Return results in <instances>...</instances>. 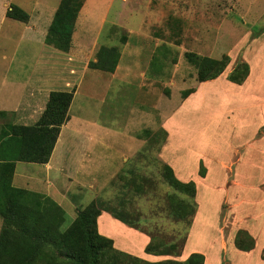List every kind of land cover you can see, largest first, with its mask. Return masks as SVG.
I'll use <instances>...</instances> for the list:
<instances>
[{
    "label": "rangeland",
    "instance_id": "1",
    "mask_svg": "<svg viewBox=\"0 0 264 264\" xmlns=\"http://www.w3.org/2000/svg\"><path fill=\"white\" fill-rule=\"evenodd\" d=\"M91 1L94 0H88ZM12 5L31 14L35 0H0V61H13L17 66L8 75H3V70L0 77L21 82L19 88L28 77L39 78L44 71L53 77L54 70L48 63L54 54L61 52L45 44L53 11L50 21L44 19L42 27L34 31L6 17ZM138 8L139 11L125 18L126 26L115 21V11L104 24L96 15L86 23L79 18L75 26V38L83 35L78 41L81 51L97 45L94 55L101 48H115L120 57L114 73L101 70L87 73L70 109V127L91 124L93 128L97 125V129L101 126L107 130L94 135L87 147L74 140L73 128L71 135L64 130L63 143L57 152L64 159L57 166L65 167L67 162L72 168L66 171L65 179L73 187L65 200L68 206L64 205L65 225L69 226L76 218V208L84 209L94 200L105 201V207L124 213L159 240L181 244L192 227L188 229V221H177L170 212L167 195L173 190L164 178L163 163L185 161L186 169L190 173L196 171L193 176L197 179L200 157L207 161L210 183L216 187L210 188L211 192L201 191L198 223L216 224L214 229L205 226L207 242L197 241L201 227L197 237L188 235L187 242L192 244H186L195 249L200 245V250L209 248V264H264V0H139ZM82 27L88 29L86 35ZM257 38L261 39L256 42ZM188 53L213 59L228 55L231 61L217 81L200 83ZM242 61L255 69L254 82L245 93L227 80ZM20 63L27 67H18ZM68 72L65 71L66 75ZM95 75H99L95 90L89 92L87 84ZM189 89L201 91V95L197 99L193 94L185 98ZM191 97L192 101L186 105ZM168 120L175 123L173 140L178 141H174L175 145L168 142V132L163 128ZM146 130L153 134L146 135ZM80 158L82 164L77 162ZM223 159L236 163L233 171L220 169L217 160ZM25 167L34 166L20 164L18 173ZM81 167L90 168L92 177L82 179ZM240 170L246 172L245 177L239 176ZM47 174L43 169L39 178L47 180ZM235 181L242 184L239 194L232 186ZM18 184L22 183L16 181ZM80 186L84 189L82 197ZM233 203L239 205L232 207ZM106 214L118 220L109 212ZM138 215L142 216L140 220ZM234 223L240 229L253 225L260 230L256 232L260 246L253 255L247 257L237 247L235 253L232 250L228 255L220 253L216 242L219 228L233 229ZM103 230L101 233L109 237ZM238 235L239 232L236 238ZM233 238H227L228 247ZM184 249L182 256L173 258L183 261Z\"/></svg>",
    "mask_w": 264,
    "mask_h": 264
},
{
    "label": "trees",
    "instance_id": "2",
    "mask_svg": "<svg viewBox=\"0 0 264 264\" xmlns=\"http://www.w3.org/2000/svg\"><path fill=\"white\" fill-rule=\"evenodd\" d=\"M84 0H62L51 23L45 43L63 52L72 48L76 21ZM7 17L28 23L29 14L12 5ZM97 61L90 69L114 73L120 54L115 48H101ZM196 67L198 82L207 83L221 77L230 64V57L213 59L195 53L187 54ZM247 62L238 63L228 74L227 80L243 85L250 75ZM196 89L185 91L188 98ZM74 98L73 92H52L45 111L35 125L7 123L0 129V264H205V256L193 253L186 260L168 259L148 262L118 250L114 241L99 233L98 218L103 211L125 225L147 234L151 241L145 252L156 256L180 257L186 245L189 231L181 244L161 241L151 232L135 225L124 213L105 207V201H92L84 209L77 210L73 222L66 226L65 210L52 198L17 188L13 179L18 162L49 163L62 127L68 122ZM4 113L0 112V115ZM166 136L167 133L164 130ZM152 135L149 130L144 132ZM207 169L200 163V177H206ZM163 175L173 192L167 195L170 212L177 221H188V229L198 212L197 185L183 182L174 169L163 163ZM141 215L137 219H141ZM236 247L244 252L255 248L254 239L244 230L239 231Z\"/></svg>",
    "mask_w": 264,
    "mask_h": 264
},
{
    "label": "crops",
    "instance_id": "3",
    "mask_svg": "<svg viewBox=\"0 0 264 264\" xmlns=\"http://www.w3.org/2000/svg\"><path fill=\"white\" fill-rule=\"evenodd\" d=\"M61 1L62 0H58L57 2L56 0L53 3L51 0H35V5L33 7V10L31 14H29L30 20L28 23H24V24L27 26V28L32 29L34 31L38 27L41 28L42 25L44 24V19H46L48 22L50 21L48 19L51 18L52 11L54 12L52 17H54L56 11L58 10L60 6ZM55 3L58 4L56 8H54ZM138 7H139V0H94V1H91L90 3L88 2V0H84V4L79 12V16L76 21V24L79 18L82 19L86 23V20H89L90 18H94L96 15L99 18H101L100 20L104 24L106 23V20L110 17L112 11H115V21L117 20L119 24L126 26L125 18L131 16L132 13L139 11ZM95 11H101V14L94 13ZM32 15L33 17L31 18ZM6 17H7V13H6ZM87 30H88L87 28L82 27V32L85 35H86ZM129 32L132 33L133 29L129 28ZM75 35H76V27H75V32L73 34L72 48L69 52H63L53 47L55 50H58L61 52V53H58L59 55L56 53L58 56L54 54L52 62L48 63V64H51L54 70L53 77H50V75H47L46 72L44 71L40 73L39 78L30 79L28 77V81L25 82V85L19 88L17 87L18 85L22 84L21 82L10 80L9 77L6 78V76L0 77V112L4 113L3 115H0L1 127H3V125L7 123L26 125V126L35 125L41 118L43 112L45 111L48 100H49V96L52 92H73L74 93L73 101L75 100L77 94L79 93L78 90L80 88V85L84 82L83 79L85 78L86 80L87 73L97 71L96 69H90L89 65L91 62H96L98 58L97 55L93 54L94 49L97 47V45H94L89 50L81 51L79 49L78 41L79 39H83V35L81 34V36H79L78 39L75 38ZM260 39L261 38H257V41L256 40L255 41L258 42V40ZM60 54H63V55H60ZM16 67L17 66L15 65L13 61H10L8 63H6L5 60L0 61V73L3 70L5 72L3 75H8L10 73V70ZM18 67L26 68L27 66L25 65V63H20V66ZM250 67H251L250 75L248 79L246 80V82L243 85H237L238 88H240L241 90H244L243 93L249 91V89L251 88L254 82L255 69L253 65H250ZM66 70L69 71L67 73V75L69 76L66 75L65 73ZM75 77H79V80L75 79ZM98 77L99 75H95L93 77V80L87 84V88H88L87 91L90 92V91L95 90V82ZM218 79L213 80V81H217ZM213 81H210V82H213ZM231 85L236 86V84L234 83H231ZM200 95H201V91H198L194 93L192 97H195V99H197L198 96ZM192 97L186 102V105L192 101ZM69 116H70V111H69ZM172 120L166 121V123L163 125V128L168 132V142L173 141L175 145V142L178 143V141L173 140L175 138L174 136L175 135V131H174L175 123L172 122ZM71 121L72 119L70 117L68 122L62 127L60 137L58 139V142L56 144V147L54 149V152L52 154V157L49 163L33 164V163L18 162L16 164V171H15V175L13 179V185L15 187L46 195L52 198L54 201H56L63 209H64V205H66V202H65L66 196H69L71 190L73 189V187H71L72 183L68 182L65 179L66 171H70L72 168L67 166V162L64 163L65 167L57 166L58 161H62L64 159V158L61 159L57 155V152L59 149L58 147L60 144L62 145L63 143L62 137L64 135V130L66 133L68 132V135H71L69 133H71V130L73 128L74 131L72 133L74 135V140L82 142L81 144H79L81 147L90 146L89 143H92L91 139L93 138L94 135H97L100 132L105 133V131L107 130L106 127H101V126H99V128L97 129V125H95L93 128L91 124L85 127H81V126L70 127L69 124L71 123ZM263 121H264V118H263ZM262 128H264V123H263ZM64 140L66 141L67 139L65 138ZM138 141L139 140L136 138V142ZM79 149H82V152L84 151V148H79ZM54 157L57 159L56 161H54ZM198 158H197V163L200 160V162L202 161L204 166H206L207 168V175L205 178H202L199 176L197 179H194L195 176L193 175L195 174L196 171H191V173L188 172V167L186 169L185 161L184 162L178 161L177 163L175 162L172 163L173 161H170L169 163L167 162V164L170 165L174 169V172L178 179H180L183 182L194 181L196 183L197 198H198V199L196 198L197 202L201 198V195H202L201 191L204 190V193L211 192V190L215 189L216 187L210 183L211 181L210 172L211 171H210V168L207 167L208 166L207 161H205L204 159H200V157ZM126 160L127 158L124 156L123 161H126ZM77 162L82 164V158L78 159ZM20 164H28V166L32 165L34 167H25L24 169H22L23 172L19 174L18 166ZM235 164L236 163H228L224 159L221 161L217 160V165L221 167L220 169L225 170L226 172L233 171ZM197 165L198 164H194V167H196ZM35 166H38L39 169H37V167ZM43 169H45L48 173L47 180L39 178V175ZM80 170H81L82 179H86L91 176L90 168L81 167ZM245 174L246 172H242L240 170L239 176L245 177ZM249 175L250 173H248V176ZM16 181L21 182L22 184H18L19 185L18 186L16 185ZM238 181H235L232 185L234 188H236V194H239V189L241 188V185H242ZM47 182H49L48 187L45 186ZM202 186H205V187L202 188ZM210 188L211 190H209ZM243 188L246 189V187H243ZM225 189H226L225 194L229 196L228 189L227 188ZM79 192H80L79 193L80 196L82 197L84 195V189L82 186H80ZM225 199L227 198H224V200ZM223 201L221 200L222 203ZM222 203H221V206H222ZM198 205H199L198 209L201 210L202 205L199 203ZM238 205L233 203L232 207H236ZM78 209L79 208H76L75 211L77 212ZM199 210L193 220V223L191 226L192 228L190 229V233H189V237L191 238L193 235L194 237H197L196 232L202 227V231L200 232V235L197 237L198 239L197 241L199 243H203V241L207 242V237H208L206 236V233L204 231L205 226L206 227L210 226L211 229H214V225L216 223H207L206 221L205 223H198ZM97 222H98L99 233L103 235L101 233V231L103 230L101 227L103 225L107 226L106 227L107 229H104L103 233H107V235L109 236L107 238L112 239L114 241L115 247L122 252L128 253L130 255H133L135 257H138L148 262H159V261H164L168 259H175L170 256H156V255L147 254L145 252V249L151 241L150 237L145 233H142L134 228H131L125 225L119 220H114L111 217H108V214H106V212H102ZM233 226H234L233 229H226L225 226H221L219 228L220 236L219 238H217L216 242L218 241V249L220 250V253L224 255L226 254L228 255V253H230L231 250L234 253L238 250L234 242H235L236 235L240 230L246 231L254 239V241H256V247L250 252H245L246 253L245 256L249 257L253 255L254 253H256L258 245L260 243L258 240L259 234L256 233L258 232L259 229H257L256 226H253V225L246 226L245 228L247 230L240 229V227L237 228L235 226V223L233 224ZM1 227H2V219L0 221V230H1ZM227 238H233V242L230 247H228L227 245V243L229 244V241L227 242ZM187 243H190L189 240ZM199 246L200 245H198V248L195 249L194 247L189 246V244H186L185 246L186 252H184V260H186L193 253H201V254H204L206 257L205 264H209L210 253H207L209 248L208 250H200L202 249L201 248L202 246L201 247ZM238 252L241 253L244 251L238 250Z\"/></svg>",
    "mask_w": 264,
    "mask_h": 264
}]
</instances>
